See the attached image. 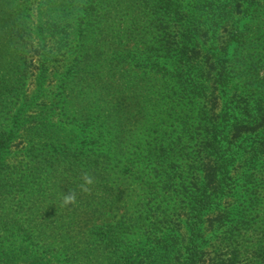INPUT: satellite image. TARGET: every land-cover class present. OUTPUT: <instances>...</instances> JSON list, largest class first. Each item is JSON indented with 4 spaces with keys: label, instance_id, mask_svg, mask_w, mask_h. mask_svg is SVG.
Masks as SVG:
<instances>
[{
    "label": "rangeland",
    "instance_id": "obj_1",
    "mask_svg": "<svg viewBox=\"0 0 264 264\" xmlns=\"http://www.w3.org/2000/svg\"><path fill=\"white\" fill-rule=\"evenodd\" d=\"M183 1L191 9L195 3ZM155 4L0 0V143L6 144L14 115L24 104L23 90L33 106L22 114L27 126L52 128L51 135L42 132L48 138L34 150L28 149L25 130L15 132L3 152L0 264H136L130 247L150 237L148 231L163 232L175 224L182 239L189 240L188 225L196 223L198 214L185 210V198H166L161 187L188 185L179 176L187 178L190 165L197 168L206 140V104L180 82L175 55L160 53L161 28L181 34L184 24L167 23L170 17ZM49 13L59 16L51 37L46 33L52 25L45 21ZM227 20L219 16L216 33L200 48V56L209 54L221 63L225 55L230 92L251 96L252 107H264V0H256L251 10L240 7ZM41 65L48 67V80L40 75ZM84 65L90 68L86 84ZM223 101L216 94L215 105ZM126 104L132 108L130 116ZM248 157L230 167L232 183L226 184L225 195H211L218 208L200 213L196 227L205 264L229 253V245L242 253L240 264H259L248 256L264 246V155ZM163 160L177 167L174 180L165 177ZM82 171L95 178L89 194L77 187ZM248 178L251 183H245ZM70 189L77 200L62 207V194ZM226 214L232 219L227 224L221 218ZM129 226L135 232L125 235L124 245H114L111 231L123 234ZM183 251L173 264L182 263Z\"/></svg>",
    "mask_w": 264,
    "mask_h": 264
},
{
    "label": "trees",
    "instance_id": "obj_2",
    "mask_svg": "<svg viewBox=\"0 0 264 264\" xmlns=\"http://www.w3.org/2000/svg\"><path fill=\"white\" fill-rule=\"evenodd\" d=\"M193 2L195 3L191 9L184 4L183 0H154V4L156 3L155 5L162 15L171 18L166 21L167 23L175 21L174 23L182 22L184 24L181 34L170 32L168 27L161 28L160 53L164 57L175 55L173 63L179 65L181 69V72H178L180 82L189 84L193 92L206 104L202 113L204 122L202 130L204 129L206 140L202 141L198 151L197 168L190 165L189 170H192V173L187 178L179 176L180 183H188V185H180L177 188L171 183H164L166 186L161 187V190L168 194L166 198L172 200L175 194L176 199L179 196L185 198L187 202L185 210L191 211L190 213L196 212L198 215L194 218L197 221L188 225L189 240L186 237L182 239L181 227L177 224L163 232L148 231L147 234L150 237L139 239V243L129 249L136 264H173V262L179 261L182 250L184 251L181 264H205L203 240L200 239L201 235L197 233L198 228L196 227L201 218L200 213L209 206L218 208V204L212 201L211 195L217 192L220 195H225L226 184L232 183L229 178L230 167L240 157L249 156L248 160H251V157L255 160L264 155V107L258 103L252 107L251 96L244 94L245 97H239L236 95L237 93L230 92L231 70L225 55L223 59H220L221 63L218 60L213 61L209 54L204 58L200 56V48H203L209 37H213L216 33L214 29L219 16L226 15L227 21H232L234 13L240 7L251 10L256 0H195ZM58 19L59 16L52 13L47 15L45 21L52 24L46 30L48 37L55 34L56 25H53V21L57 22ZM240 23H237L236 31H239ZM39 35V39H45L43 33H39ZM176 39H179L180 46L176 45ZM203 61L204 67L201 65ZM47 68L44 65L40 67V75L44 81L48 80V75L50 76ZM89 71L90 68L84 65L85 84L90 81V78L87 77L90 76ZM43 93L45 94V92ZM216 94L223 96L224 101L221 106L215 105ZM23 95L25 96L23 97L24 104L18 110V115H14V127L5 136L6 144L5 141L0 143V167L3 152L13 133L19 134L25 130V135L29 138L30 143L28 149L32 148V150H34L35 144L42 143V139L48 138L46 134L42 133L44 130L50 135L52 134V128L48 124L39 127L31 124L30 128L27 126V121H24L22 114L23 111H29L33 106L31 98L24 90ZM125 108L129 110L126 113L130 116V113L133 112L130 104H126ZM40 112L41 110H39V114ZM135 112L139 114L138 111ZM43 118L48 119L44 115ZM103 143L108 146L106 141ZM161 156L164 157V154L161 153ZM165 162L164 168L167 173L165 177L168 180H174L173 178L177 176L175 170L178 169L168 160L162 161V163ZM245 183H251V178H248ZM222 190L224 191L222 192ZM250 202L251 206L255 204L254 199ZM221 218L222 222H226V224L227 221H232L228 214ZM238 222L236 227H239ZM132 229V226L122 229L123 234L115 233L112 230L110 233L112 243L117 246L119 243L124 245L127 241L125 235L135 232L131 231ZM230 235L229 239L232 240L235 237L233 231ZM229 247V253L216 255L215 264H240L242 253L232 248L231 245ZM244 253H248V251H244ZM248 257L251 260L255 258L259 264H264V246L258 245L255 251L249 253Z\"/></svg>",
    "mask_w": 264,
    "mask_h": 264
},
{
    "label": "clouds",
    "instance_id": "obj_3",
    "mask_svg": "<svg viewBox=\"0 0 264 264\" xmlns=\"http://www.w3.org/2000/svg\"><path fill=\"white\" fill-rule=\"evenodd\" d=\"M80 183L78 184V190L81 194H89L92 190V186L95 183V178L88 172L82 171L80 176ZM77 200V192L75 190H68L66 194H62V200L60 204L62 207H67L75 204Z\"/></svg>",
    "mask_w": 264,
    "mask_h": 264
}]
</instances>
